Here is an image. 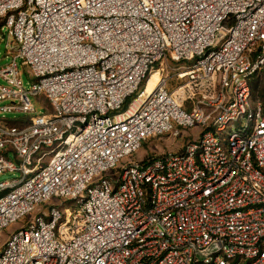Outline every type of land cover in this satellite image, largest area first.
<instances>
[{"label":"built area","instance_id":"obj_1","mask_svg":"<svg viewBox=\"0 0 264 264\" xmlns=\"http://www.w3.org/2000/svg\"><path fill=\"white\" fill-rule=\"evenodd\" d=\"M0 27V264H264V0H0Z\"/></svg>","mask_w":264,"mask_h":264},{"label":"rangeland","instance_id":"obj_2","mask_svg":"<svg viewBox=\"0 0 264 264\" xmlns=\"http://www.w3.org/2000/svg\"><path fill=\"white\" fill-rule=\"evenodd\" d=\"M4 31H5V28L0 27V67L8 64L11 61V56L6 55V52H5V42L2 39V34ZM17 64H18V69H19V79L21 81L22 86L25 89H30L33 83V78L28 74L27 67L20 60L17 61ZM168 64L172 66L174 65V63L172 62H169ZM255 79H257L258 81L259 87L261 89H264V67H262L257 72ZM176 83L177 81L173 80L172 85H175ZM0 85H6L5 81L0 79ZM30 100L34 107L35 113L37 115L45 113L47 106L45 104V97L43 95H39L37 97L31 96ZM252 102H253L252 104L255 105L257 101L256 102L252 101ZM2 104H6V103H2ZM125 108H126V105L123 107L122 111ZM19 116L21 115L19 114H6L5 115L6 118H16ZM197 132H198V129L196 128L191 129V130L181 129V134L178 138H173L169 135H163L158 139H148L145 143L141 145L139 150L135 154H133L132 159L136 162H140L146 157H154L164 152H168V151L177 152L183 147V144L189 138L196 137ZM10 157L13 158V155L11 154ZM18 177H19L18 172H4L0 174V182L8 181V180L15 179ZM19 225L20 223L18 222L17 224H14L10 226L9 228L5 229L0 234V247L1 245H3V243L7 239L8 235L11 232L15 231Z\"/></svg>","mask_w":264,"mask_h":264},{"label":"trees","instance_id":"obj_3","mask_svg":"<svg viewBox=\"0 0 264 264\" xmlns=\"http://www.w3.org/2000/svg\"><path fill=\"white\" fill-rule=\"evenodd\" d=\"M257 75V73L252 77V81H251V103H253L252 101H257L256 103H260V105L262 106V108H264V89H261L259 87L258 81L257 79H255V76ZM254 78V79H253ZM255 104V103H254ZM9 124H14L17 125L19 124V120H9L8 121Z\"/></svg>","mask_w":264,"mask_h":264},{"label":"bare ground","instance_id":"obj_4","mask_svg":"<svg viewBox=\"0 0 264 264\" xmlns=\"http://www.w3.org/2000/svg\"><path fill=\"white\" fill-rule=\"evenodd\" d=\"M158 79H159V73L157 71H155L154 73L151 74V77L149 78L148 83H147V91L148 92L154 88Z\"/></svg>","mask_w":264,"mask_h":264}]
</instances>
